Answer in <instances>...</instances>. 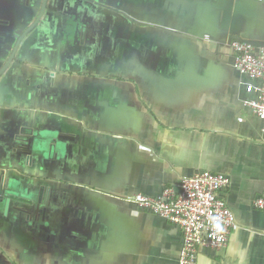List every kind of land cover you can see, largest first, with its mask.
Returning <instances> with one entry per match:
<instances>
[{
    "label": "crops",
    "instance_id": "crops-1",
    "mask_svg": "<svg viewBox=\"0 0 264 264\" xmlns=\"http://www.w3.org/2000/svg\"><path fill=\"white\" fill-rule=\"evenodd\" d=\"M233 39L264 0H0V264H179L128 196L218 172L235 223L195 264H264V119Z\"/></svg>",
    "mask_w": 264,
    "mask_h": 264
},
{
    "label": "built area",
    "instance_id": "built-area-1",
    "mask_svg": "<svg viewBox=\"0 0 264 264\" xmlns=\"http://www.w3.org/2000/svg\"><path fill=\"white\" fill-rule=\"evenodd\" d=\"M234 65L250 79L245 85L253 96L243 100L257 117L264 119V46L233 39L230 42ZM229 179L218 172L200 171L183 176L178 187L164 186L156 196L135 193L128 199L139 208L177 225L182 235L179 264H195L201 247L219 249L228 242L235 223L227 206L224 189ZM253 206L264 209V195L253 199Z\"/></svg>",
    "mask_w": 264,
    "mask_h": 264
},
{
    "label": "water",
    "instance_id": "water-1",
    "mask_svg": "<svg viewBox=\"0 0 264 264\" xmlns=\"http://www.w3.org/2000/svg\"><path fill=\"white\" fill-rule=\"evenodd\" d=\"M0 197H4V199H5V210L8 208L10 200H17L20 202H27V203L31 202V200H29L23 196L16 195L13 193L4 192V191L0 192Z\"/></svg>",
    "mask_w": 264,
    "mask_h": 264
}]
</instances>
